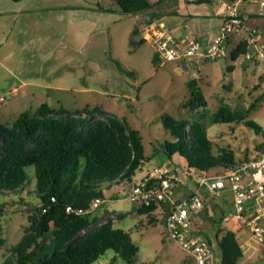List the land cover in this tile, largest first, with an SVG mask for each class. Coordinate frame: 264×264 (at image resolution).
I'll return each instance as SVG.
<instances>
[{"label": "rangeland", "instance_id": "rangeland-1", "mask_svg": "<svg viewBox=\"0 0 264 264\" xmlns=\"http://www.w3.org/2000/svg\"><path fill=\"white\" fill-rule=\"evenodd\" d=\"M177 1L164 0L154 10L171 12ZM148 18L122 15L114 0H0V122L11 125L21 113L32 114L41 104L70 111L98 107L140 132L146 159L132 181L168 162L169 169L179 173L174 195L179 197L194 186V181H187L181 173L188 170L183 158L175 155L167 159L162 145L172 137L162 117L193 121L200 115L198 120L206 129L213 153L224 147L233 151L237 162L245 155L253 158L259 145L264 144V100L248 108L264 94V81L257 77L260 67L242 56L232 63L228 58L191 60L193 64L153 61L156 53L152 44H140L138 34L134 35L135 29L143 31ZM230 63L232 75L226 71ZM194 79L207 104L190 110L182 103L190 91L187 82ZM220 104L233 112L248 110L245 119L257 123L262 131L255 132L242 121L212 122ZM219 171L211 169L207 174ZM185 183L187 189L183 188ZM31 189L32 180L21 193L0 196V238L4 242L0 245V261L21 238L28 216L34 212L30 205L38 204L28 193ZM129 192L128 184L106 191L104 203L93 213L99 217L98 223L110 217L113 227L129 231L138 249L131 264H195L166 234L159 210L154 213L156 222L150 223L147 215L137 213ZM213 203L214 198L209 196V215H214ZM234 220L227 217L224 228L234 225ZM215 227L200 217L194 228L213 238ZM235 231L243 251L237 264H264V237L259 240L245 227ZM213 250V264H220V251L214 242ZM113 257L114 253L107 251L91 264H127L118 258L111 263Z\"/></svg>", "mask_w": 264, "mask_h": 264}, {"label": "trees", "instance_id": "trees-1", "mask_svg": "<svg viewBox=\"0 0 264 264\" xmlns=\"http://www.w3.org/2000/svg\"><path fill=\"white\" fill-rule=\"evenodd\" d=\"M162 1L114 0L122 15H148L145 26L159 21L161 14L154 9ZM189 2L202 4L210 0ZM247 18L245 11L244 20ZM137 34L139 32L135 29L134 35ZM231 38L227 39L229 51L226 59L232 63L245 53L246 38L237 42ZM157 57L155 54L153 61L156 62ZM231 69L233 64L226 67L227 72ZM187 83L190 91L182 105L190 110L205 107L206 99L195 79ZM263 100L264 94H260L248 109L255 108ZM247 112H233L220 104L211 118L212 122L242 121L255 132L262 131L257 123L245 119ZM95 115L99 117L94 118ZM198 118L189 121L167 115L162 117L163 125L172 137L162 145L168 160L178 155L185 160L187 168L205 173L220 168V173L238 162L251 159L245 155L237 162L233 151L224 147L213 153L206 129ZM145 159L139 130L129 127L126 121L103 113L98 107L86 106L70 111L41 104L32 114L21 113L11 125L0 122V196L19 194L32 180V189L28 193L38 200L37 205H30L34 212L28 216L21 238L11 246L9 256L0 264H91L107 251L114 253L111 263L117 258L127 264L133 263L138 249L129 231L113 227L110 217L98 223L99 217L90 206L96 198L105 200V192L115 186H130ZM200 196L203 207L193 217L191 231L204 235L212 249L215 243L220 251V264H237L243 251L236 231L223 225L231 206L205 190H201ZM209 196L214 198L211 205L214 215H209L206 206ZM157 210L166 219L169 204L136 207L137 213L147 215L150 223L156 222L154 213ZM200 217L215 224L213 238L194 228ZM2 243L0 238V245Z\"/></svg>", "mask_w": 264, "mask_h": 264}, {"label": "built area", "instance_id": "built-area-1", "mask_svg": "<svg viewBox=\"0 0 264 264\" xmlns=\"http://www.w3.org/2000/svg\"><path fill=\"white\" fill-rule=\"evenodd\" d=\"M221 25L208 41L178 35L162 23L147 25L137 35L138 40L152 44L158 59L166 62L193 64L226 59L229 51L228 37L242 30L245 32L246 51L242 55L247 62L258 63L264 76V40L258 30L244 26L247 6H257L264 10V0H224ZM3 98H1L2 100ZM181 173L187 181H194L191 193L176 198L175 189L180 177L171 171L168 162L154 168L138 180L130 183L129 201L136 206L169 204L165 219V231L179 246L190 255L195 264H213L214 252L207 239L191 231L193 217L202 209L201 190H207L216 199H224L231 206L228 217L238 223L237 230L247 228L259 240L264 237V144L256 155L233 165L229 170L207 174L195 169ZM104 203L96 198L90 210L94 211ZM69 210V209H67ZM80 213V211H78Z\"/></svg>", "mask_w": 264, "mask_h": 264}, {"label": "crops", "instance_id": "crops-1", "mask_svg": "<svg viewBox=\"0 0 264 264\" xmlns=\"http://www.w3.org/2000/svg\"><path fill=\"white\" fill-rule=\"evenodd\" d=\"M189 1L178 0L176 8L171 12L160 10L161 18L154 23H162L167 29L175 30L178 35L188 38L194 37L206 42L210 36H214L218 32L224 12V0H210L209 3L202 4H192ZM245 11L248 14V18L245 20L244 26L247 28L255 27L260 34V38L264 40V10H259L257 6L250 5L245 7ZM231 37L233 42H237L245 37V32L239 30L232 34ZM253 64L260 67L257 77L263 78L264 81L260 64ZM232 71L233 69L228 73L232 75ZM183 186L184 189H187L186 186L188 185L185 183ZM186 194L181 193L179 197ZM236 224L234 220V225L227 228L235 231L238 227Z\"/></svg>", "mask_w": 264, "mask_h": 264}]
</instances>
